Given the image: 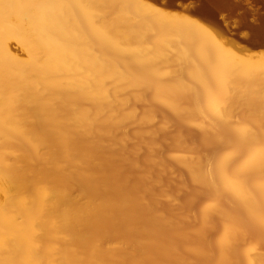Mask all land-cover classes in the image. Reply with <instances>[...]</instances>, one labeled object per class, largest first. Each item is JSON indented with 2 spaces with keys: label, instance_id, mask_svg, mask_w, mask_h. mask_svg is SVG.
Here are the masks:
<instances>
[{
  "label": "bare ground",
  "instance_id": "6f19581e",
  "mask_svg": "<svg viewBox=\"0 0 264 264\" xmlns=\"http://www.w3.org/2000/svg\"><path fill=\"white\" fill-rule=\"evenodd\" d=\"M159 107L217 148L175 155L180 203ZM0 264H264V54L149 0H0Z\"/></svg>",
  "mask_w": 264,
  "mask_h": 264
},
{
  "label": "rangeland",
  "instance_id": "374dc122",
  "mask_svg": "<svg viewBox=\"0 0 264 264\" xmlns=\"http://www.w3.org/2000/svg\"><path fill=\"white\" fill-rule=\"evenodd\" d=\"M218 9L217 17L222 21L223 25L228 26V30L219 28L215 21L207 14L192 11L197 4L195 0H149L150 3L157 5L166 10L178 13L189 14L198 17L207 25H209L219 35L221 40H224L228 45L234 47L242 53H263L264 42L249 43L241 41L235 37V28H237L242 21V15L245 11L248 12V19L252 22H258V15H263L264 18V0H226ZM256 18V19H255ZM245 28L240 29V36L246 35ZM149 94L145 96L146 101L149 99ZM140 111L143 110L144 104L139 103ZM158 116H164L171 122L172 129L161 133L162 141L159 144L158 155L160 157V166L156 168L157 184L165 187L171 192L172 200L174 202H184L190 197V193L194 185L189 181V174L187 172V163H180L177 161L175 155H185L187 161L193 151L202 154H209L211 161L214 162L216 158V146H209L205 144V136L195 123L189 121V115L184 114L181 117H176L171 111L164 110L162 107L157 108ZM137 126L130 125L122 133L128 138L133 137V132ZM224 197L228 200L229 206L232 209H237L238 204L233 200L228 192H224ZM212 196L205 194L203 200H209ZM244 218V214L239 215ZM210 219L213 223L211 237H216L225 222L226 216L222 211L215 210L211 212ZM248 242L244 239L243 244Z\"/></svg>",
  "mask_w": 264,
  "mask_h": 264
},
{
  "label": "water",
  "instance_id": "95a60500",
  "mask_svg": "<svg viewBox=\"0 0 264 264\" xmlns=\"http://www.w3.org/2000/svg\"><path fill=\"white\" fill-rule=\"evenodd\" d=\"M195 1L197 3L193 7V9L195 11H198V12H201V13L209 15L215 21L216 25L219 28H221L222 30L226 31V30L229 29V27L223 25L222 21L217 17L218 9L220 8V6L222 4H225L227 2L226 0H216L214 2V5H213V3H209V6H208L207 10H204V9L201 8L202 5L199 4L198 0H195ZM260 16H261V19H259ZM241 17H242L241 24L237 28L234 29L235 30V37L237 39L241 40V41H245V42H249V43H253V44H255L257 42H259V43L264 42V30H262L260 28V24L263 22V15H260V14L258 15V19L257 20L259 22L250 21L248 19V12L247 11H245ZM242 28H245L247 30V34L244 35V36H240V34H239V31ZM252 28H255V30L252 31Z\"/></svg>",
  "mask_w": 264,
  "mask_h": 264
}]
</instances>
